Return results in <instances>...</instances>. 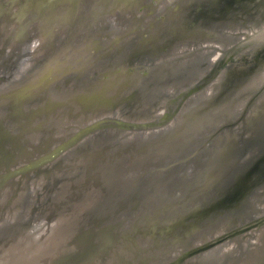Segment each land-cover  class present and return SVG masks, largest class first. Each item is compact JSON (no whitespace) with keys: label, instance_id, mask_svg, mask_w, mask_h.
I'll use <instances>...</instances> for the list:
<instances>
[{"label":"water","instance_id":"water-1","mask_svg":"<svg viewBox=\"0 0 264 264\" xmlns=\"http://www.w3.org/2000/svg\"><path fill=\"white\" fill-rule=\"evenodd\" d=\"M154 1L0 0V264H264V0Z\"/></svg>","mask_w":264,"mask_h":264},{"label":"rangeland","instance_id":"rangeland-1","mask_svg":"<svg viewBox=\"0 0 264 264\" xmlns=\"http://www.w3.org/2000/svg\"><path fill=\"white\" fill-rule=\"evenodd\" d=\"M142 1H146L148 3H150L151 1H153V3H155L154 0H142ZM150 1V2H149ZM171 3V1L169 0H162L160 4H158V7L157 10H162V9H165L169 4ZM245 30H248L247 28H244L243 31ZM246 32V31H245ZM233 37L236 39V38H239L240 42L241 41H244V44L247 46L250 44V41H248V39L244 36H235L234 34H232ZM257 36V34L255 35V37ZM230 42H228L227 44H224L222 43L221 41H210L208 42V44L210 45H213L212 47L209 48V50H205V48H201L202 50H198V51H194V53H192V58H190L189 60H187L186 62H183V68L185 67H190V71L191 70H195L194 72L197 73V77L201 76L204 74V72L207 71V69L211 66L210 65V62L212 63L213 61H216L222 54L223 50L226 49L229 45H232L234 42L235 43V40L233 39L232 40H229ZM220 46V48H218V46ZM184 48H188L190 49L191 47H188L187 45V42H183V41H179L177 42V44L173 47V49L171 50L172 52L174 53H177L178 51H181L183 50ZM205 62V63H204ZM206 62H207V65H206ZM205 64V65H204ZM191 75V74H190ZM257 86L254 90H253V87L249 86L248 85V88H247V91H246V94H248V96H250L251 100L249 102V106H250V109L249 111L247 112L246 116L243 118V122L241 124H243L244 122V125H241L242 127L246 126L247 129H251L253 130L254 132L256 131H263L264 129V117L258 121H255V125H254V120L251 119V114H250V111H253V110H256L259 108L262 109L263 106H264V101H261L259 102V99L257 98L258 96H260V94L262 93V91L264 90V86ZM259 91V95L257 96H254L256 95V91ZM255 91V93H254ZM248 96L245 95V98H247ZM264 97V95L262 96V98ZM255 98V99H254ZM252 109V110H251ZM253 120V121H252ZM253 122V123H252ZM239 123V122H238ZM203 136H205L206 134L202 133ZM251 137V135H249L248 137H245V140L243 142H247L248 140ZM251 143V142H249ZM243 144V143H241ZM255 144H258L259 148L258 147H255V146H251L250 148L246 146V149L247 150H251L253 149L254 151H259V149H261V151H264V139L263 140H260L258 143L257 141H255ZM257 148V149H255ZM263 153V152H261ZM69 191H65V195L68 194ZM15 193L14 190L12 189H9L8 191H5L4 192V195H2L1 199H0V216L1 215H4L5 216H8L9 214V210L11 208V204L10 203V199L12 198V195ZM85 193H83L82 195L80 196H76L73 198V202H76V204H78L79 202L80 203H84L85 201H87V195H84ZM64 196V195H63ZM73 196V195H72ZM56 198H58L59 202L62 200L61 198H63L62 196H57ZM54 204L52 203L51 205H49L47 208L48 210L54 208ZM45 207V208H46ZM69 207V205L67 206V208ZM75 207H78V206H72V208L70 209V211L73 213V209ZM15 211V210H14ZM70 213V212H69ZM74 214V213H73ZM72 215V214H71ZM70 221V220H69ZM68 221V222H69ZM257 243V242H256ZM10 263V262H9ZM22 264H24V260L21 261Z\"/></svg>","mask_w":264,"mask_h":264},{"label":"bare ground","instance_id":"bare-ground-1","mask_svg":"<svg viewBox=\"0 0 264 264\" xmlns=\"http://www.w3.org/2000/svg\"><path fill=\"white\" fill-rule=\"evenodd\" d=\"M247 32H253L255 40H257V39H258V41L264 40V27L256 28V26H253V27H250V29H248ZM256 34H257V36L255 37ZM62 222H64V220ZM53 229L54 230H52L48 234V235L52 236V238L61 237L62 235H64V233L67 231L68 228L59 224V225H55V227ZM36 244L31 249L29 248L30 246H24L23 251H18V250L16 251L15 250L12 253L11 252L8 253L7 256L4 258L5 262H6L5 264H22L21 261H23V260H24V264H52V261H53L52 254L53 253L49 249L50 244L48 246H46V248H44V246H41L42 243L40 244V242H37ZM38 250H42V251L40 252ZM45 254L50 255L51 257L50 258H44ZM3 262L1 261V263H3Z\"/></svg>","mask_w":264,"mask_h":264}]
</instances>
